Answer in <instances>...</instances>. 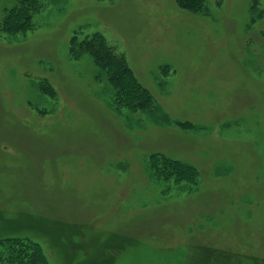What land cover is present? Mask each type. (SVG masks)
I'll return each instance as SVG.
<instances>
[{"label": "rangeland", "instance_id": "1", "mask_svg": "<svg viewBox=\"0 0 264 264\" xmlns=\"http://www.w3.org/2000/svg\"><path fill=\"white\" fill-rule=\"evenodd\" d=\"M16 3L0 0V23ZM95 32L152 108H116L105 71L71 55ZM156 153L196 181L156 177ZM12 235L50 264H264V0H43L31 29L0 30V238Z\"/></svg>", "mask_w": 264, "mask_h": 264}, {"label": "trees", "instance_id": "2", "mask_svg": "<svg viewBox=\"0 0 264 264\" xmlns=\"http://www.w3.org/2000/svg\"><path fill=\"white\" fill-rule=\"evenodd\" d=\"M179 7L190 11H199L204 0H175ZM43 0H17L16 5L6 9L0 23V30L7 33L25 32L32 27V17L42 6ZM69 51L73 57L83 52L89 54L96 66L105 71L107 80L114 88V104L116 108L150 109L153 98L148 90L137 80L133 70L124 56L106 44L98 32L78 40L70 39ZM42 89L50 94L52 87L44 80ZM150 168L153 174L164 180L196 181L197 169L177 159L161 153L151 154ZM1 264H50L42 245L30 238L22 236H5L0 238Z\"/></svg>", "mask_w": 264, "mask_h": 264}]
</instances>
